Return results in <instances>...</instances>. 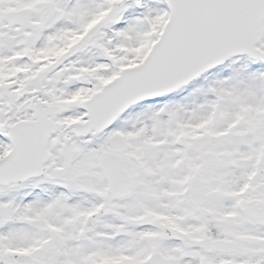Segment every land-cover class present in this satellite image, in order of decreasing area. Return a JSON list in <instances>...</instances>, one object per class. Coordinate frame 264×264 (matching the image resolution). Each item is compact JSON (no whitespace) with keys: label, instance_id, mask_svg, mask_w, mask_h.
Listing matches in <instances>:
<instances>
[{"label":"snow or ice","instance_id":"snow-or-ice-1","mask_svg":"<svg viewBox=\"0 0 264 264\" xmlns=\"http://www.w3.org/2000/svg\"><path fill=\"white\" fill-rule=\"evenodd\" d=\"M0 264H264V0H0Z\"/></svg>","mask_w":264,"mask_h":264}]
</instances>
